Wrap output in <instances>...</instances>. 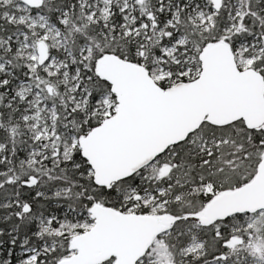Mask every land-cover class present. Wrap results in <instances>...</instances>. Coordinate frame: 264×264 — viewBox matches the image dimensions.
I'll return each mask as SVG.
<instances>
[{"label":"snow or ice","instance_id":"1","mask_svg":"<svg viewBox=\"0 0 264 264\" xmlns=\"http://www.w3.org/2000/svg\"><path fill=\"white\" fill-rule=\"evenodd\" d=\"M0 264H264V0H0Z\"/></svg>","mask_w":264,"mask_h":264}]
</instances>
